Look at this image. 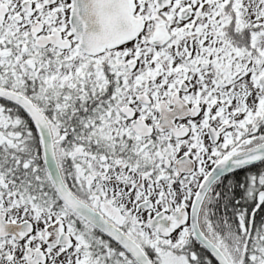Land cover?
<instances>
[{
	"label": "snow or ice",
	"instance_id": "6c2138e0",
	"mask_svg": "<svg viewBox=\"0 0 264 264\" xmlns=\"http://www.w3.org/2000/svg\"><path fill=\"white\" fill-rule=\"evenodd\" d=\"M0 264H264V0H0Z\"/></svg>",
	"mask_w": 264,
	"mask_h": 264
}]
</instances>
